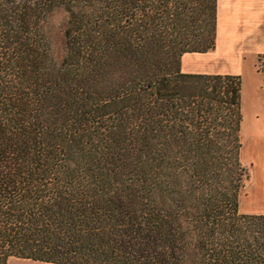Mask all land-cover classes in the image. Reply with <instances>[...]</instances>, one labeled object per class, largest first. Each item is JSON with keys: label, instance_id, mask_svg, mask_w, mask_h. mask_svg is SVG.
Wrapping results in <instances>:
<instances>
[{"label": "trees", "instance_id": "16d2710c", "mask_svg": "<svg viewBox=\"0 0 264 264\" xmlns=\"http://www.w3.org/2000/svg\"><path fill=\"white\" fill-rule=\"evenodd\" d=\"M215 26L216 0H0V264H264L240 75L180 69Z\"/></svg>", "mask_w": 264, "mask_h": 264}, {"label": "rangeland", "instance_id": "374dc122", "mask_svg": "<svg viewBox=\"0 0 264 264\" xmlns=\"http://www.w3.org/2000/svg\"><path fill=\"white\" fill-rule=\"evenodd\" d=\"M228 2L230 1L228 0ZM244 12L246 14L241 22V27L235 24L231 26V23L227 20L228 18L225 19L228 15L226 13L221 14L216 40L217 50L214 55L215 57H224V54L229 56L227 64L222 66L227 70L237 69V61L240 64L241 120L239 137L241 134L244 136L251 129L264 133V55L258 53L264 52V0H257L252 9L247 7ZM64 17V11L57 9L49 18V34L57 49H60ZM262 150L264 151V148ZM240 160L246 167L248 176L239 193L244 190L249 180V163L242 159ZM263 164L264 161L260 158L259 166L264 168ZM5 264L51 263L9 256Z\"/></svg>", "mask_w": 264, "mask_h": 264}, {"label": "crops", "instance_id": "0c3cea01", "mask_svg": "<svg viewBox=\"0 0 264 264\" xmlns=\"http://www.w3.org/2000/svg\"><path fill=\"white\" fill-rule=\"evenodd\" d=\"M216 0V26L215 42L219 32V21L222 13H226L230 25L241 27V22L246 14L245 8L252 9L257 0ZM239 7V9H237ZM251 11V10H250ZM249 11V12H250ZM233 19H232V18ZM240 26H239V25ZM217 42L211 50L205 52H183L180 56V69L186 72L205 73H239L240 64L237 61V69L227 70L223 68L228 62V55L215 57ZM264 55V52H258ZM255 67V66H254ZM256 68V67H255ZM257 70V69H256ZM240 159L249 163V180L244 190L238 194V210L244 213H264V168L259 166V159L264 161V133L249 131L244 136L240 135ZM264 165V164H263Z\"/></svg>", "mask_w": 264, "mask_h": 264}]
</instances>
